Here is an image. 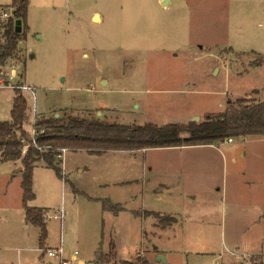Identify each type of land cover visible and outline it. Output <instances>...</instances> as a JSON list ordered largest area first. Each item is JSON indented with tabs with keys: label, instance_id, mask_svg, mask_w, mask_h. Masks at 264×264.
I'll list each match as a JSON object with an SVG mask.
<instances>
[{
	"label": "rangeland",
	"instance_id": "obj_1",
	"mask_svg": "<svg viewBox=\"0 0 264 264\" xmlns=\"http://www.w3.org/2000/svg\"><path fill=\"white\" fill-rule=\"evenodd\" d=\"M162 1L29 0L25 37L6 59L8 66L9 59H19L14 82L35 90V101L19 93L26 101V133L32 136L41 119L64 115L160 126L194 117L201 123L235 108L238 100L264 104V0H173L168 8ZM13 97L14 90L0 86L1 121L9 120ZM219 146L223 152L244 151L238 162L264 177V136ZM209 155L201 148L147 155L67 150L62 161L55 158L59 175L46 166L33 170L34 198L26 205L46 209L45 250L61 243L65 259L76 251L83 264H96V253L108 252L113 241L117 254L128 260L140 248L142 231L152 229L151 212L159 214L164 206L151 193L160 169L192 165ZM225 173L221 159L215 180ZM21 174L0 164V264H56L39 250V230L25 221ZM59 211L62 226L44 216ZM245 235L221 236L182 224L161 232L155 245L167 253L169 264H211L205 251H220L222 238L247 242ZM148 242L133 262L152 258ZM249 258L264 264V256ZM111 262L120 264L114 255Z\"/></svg>",
	"mask_w": 264,
	"mask_h": 264
},
{
	"label": "trees",
	"instance_id": "obj_2",
	"mask_svg": "<svg viewBox=\"0 0 264 264\" xmlns=\"http://www.w3.org/2000/svg\"><path fill=\"white\" fill-rule=\"evenodd\" d=\"M29 0H13L15 18L20 20V32L16 33L11 23L7 25L5 41L0 45V65L13 57L17 44L25 37V15ZM18 90H14L10 120L0 121V164L20 161L22 205L25 221L39 230V249L44 253L46 223L42 216L46 209L28 207L26 203L34 198L32 175L36 164L42 162L59 175L55 160L58 148L69 151H85L91 155H101L108 151H135L150 148H170L195 145H211L224 142L227 138L264 136V104L262 102L238 100L237 106L230 107L215 115L206 116L196 123H168L156 125H122L108 123L98 118H81L64 115L60 119L39 120L34 124L33 135L24 130L27 120L26 101ZM120 210L118 207L114 212ZM161 226L165 217L156 216ZM173 221L172 218H167ZM96 264L112 263L109 252L96 253ZM120 264H151L146 259Z\"/></svg>",
	"mask_w": 264,
	"mask_h": 264
},
{
	"label": "crops",
	"instance_id": "obj_3",
	"mask_svg": "<svg viewBox=\"0 0 264 264\" xmlns=\"http://www.w3.org/2000/svg\"><path fill=\"white\" fill-rule=\"evenodd\" d=\"M172 1L169 0L166 8L170 6ZM159 4L161 5V2ZM96 15L101 21L100 14ZM179 123L184 124L185 122ZM245 138L243 137V139ZM225 143L224 141L220 144L211 145L106 152L147 155L154 150L201 148L208 149L210 155L203 157L199 163L192 165L183 162L182 164L175 163V166L167 164L163 169H160L158 182L153 183L151 193L160 197L164 206L158 211L159 214L151 212L155 215H151L153 217L152 229L149 233L146 230L142 231L140 248L137 251L135 250L128 260H122L120 255L117 254L114 242L111 241L108 252H102L101 254L106 255L111 252L118 263L121 261L133 262L147 240L150 241L148 242L149 246L151 245L152 249L155 250L152 253L153 259H148L152 260L153 263L169 264L167 253L156 249V237L158 239L161 232L173 230L185 224L199 232H219L221 236L226 232L246 234L245 240L247 242L230 238L226 241L225 238H222V249L220 251L215 253L205 251V255L208 254L211 259V264H238L243 256H264V177L256 176L252 170L244 167V163L241 165L238 162L239 159L242 160L245 157L244 151L238 153L235 149L228 148L226 152H223L219 145ZM221 159H223V167L226 173L221 181H216L214 171ZM7 164L12 166L15 172L21 173L20 161L7 162ZM39 165L45 167L42 162L37 163L36 167ZM144 170L147 174L151 173L148 164H145ZM156 216L172 218L173 221L169 225L161 226ZM62 221L60 222L61 226ZM144 233L150 234V238H145ZM74 252L70 260H67L63 251V258L69 262L68 264H71V262L83 264V261L77 258L78 254L73 260ZM231 252H234L236 256H232ZM158 254L164 256V263L155 261ZM152 262L150 263L153 264Z\"/></svg>",
	"mask_w": 264,
	"mask_h": 264
},
{
	"label": "built area",
	"instance_id": "obj_4",
	"mask_svg": "<svg viewBox=\"0 0 264 264\" xmlns=\"http://www.w3.org/2000/svg\"><path fill=\"white\" fill-rule=\"evenodd\" d=\"M15 8L12 6H3L0 5V45H2L5 41V36H6V27L9 23L12 22L14 26L15 22ZM19 59H9L11 62V65H7V61H5L2 65H0V86H5L9 89L12 90H18L19 92L23 93L26 92L28 93L32 100L35 101V90L33 87L28 86L26 84L21 83V81L14 82L15 79H17V64L19 63ZM7 69V71H6ZM33 112V109H31ZM34 113V112H33ZM226 143H232L233 139L232 138H227L225 140ZM57 154H56V159L59 161L63 160L64 154L67 151L65 148H58L56 149ZM45 217L48 218V220L54 219L59 222L63 220V213L59 211L57 214L52 213L50 214H45ZM44 254L50 259H55L57 260V264H68L69 262L63 258V249L61 243L57 248H47L44 251ZM77 252H74L73 260H75ZM232 256H236L234 252L230 253ZM239 264H251V259L249 257H242V260Z\"/></svg>",
	"mask_w": 264,
	"mask_h": 264
},
{
	"label": "water",
	"instance_id": "obj_5",
	"mask_svg": "<svg viewBox=\"0 0 264 264\" xmlns=\"http://www.w3.org/2000/svg\"><path fill=\"white\" fill-rule=\"evenodd\" d=\"M168 2H169V0H163L162 2H161V5L162 6H166L167 4H168ZM97 17L95 16L94 17V19H96ZM20 25H21V22H20V20H15V22H14V29H15V32L16 33H19L20 32ZM103 83L104 82H102L101 84L103 85ZM199 120V117H194V118H192V120L191 121H193V122H197ZM155 261L156 262H160V263H164L165 262V259H164V256L162 255V254H158L157 256H156V259H155Z\"/></svg>",
	"mask_w": 264,
	"mask_h": 264
}]
</instances>
